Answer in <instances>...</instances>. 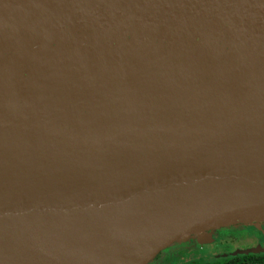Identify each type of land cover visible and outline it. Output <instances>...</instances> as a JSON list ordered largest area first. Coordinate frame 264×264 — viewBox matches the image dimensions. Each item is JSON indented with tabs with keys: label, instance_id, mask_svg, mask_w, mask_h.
<instances>
[{
	"label": "water",
	"instance_id": "obj_1",
	"mask_svg": "<svg viewBox=\"0 0 264 264\" xmlns=\"http://www.w3.org/2000/svg\"><path fill=\"white\" fill-rule=\"evenodd\" d=\"M263 224L264 0H0V264Z\"/></svg>",
	"mask_w": 264,
	"mask_h": 264
},
{
	"label": "rangeland",
	"instance_id": "obj_2",
	"mask_svg": "<svg viewBox=\"0 0 264 264\" xmlns=\"http://www.w3.org/2000/svg\"><path fill=\"white\" fill-rule=\"evenodd\" d=\"M234 229L238 230L236 235H233ZM249 229L250 228L248 227H228L224 229L225 234L227 233L232 235V239H227L226 243L216 242L206 245H198L193 239L174 243L173 245L160 251V253L148 262V264H182L190 260L209 261L211 259H218L216 257L219 254L231 252L236 248L249 247L255 244L256 240L253 239L256 237V235H254V232H256L254 230L255 228L251 227V232ZM249 232L250 236H248ZM233 236L239 239L233 240Z\"/></svg>",
	"mask_w": 264,
	"mask_h": 264
},
{
	"label": "trees",
	"instance_id": "obj_3",
	"mask_svg": "<svg viewBox=\"0 0 264 264\" xmlns=\"http://www.w3.org/2000/svg\"><path fill=\"white\" fill-rule=\"evenodd\" d=\"M182 264H264V254L238 255L209 261L190 260Z\"/></svg>",
	"mask_w": 264,
	"mask_h": 264
},
{
	"label": "flooded vegetation",
	"instance_id": "obj_4",
	"mask_svg": "<svg viewBox=\"0 0 264 264\" xmlns=\"http://www.w3.org/2000/svg\"><path fill=\"white\" fill-rule=\"evenodd\" d=\"M228 228V227H227ZM250 229H251V227H249ZM224 229H226V228H220V229H217V230H215L214 232H212V235L214 236V238H215V241L213 242V243H226L227 242V239H232L231 238V236L232 235H230V234H225L224 232H225V230ZM250 229H249V231H250ZM262 229L264 230V224L262 225ZM233 230V229H232ZM256 232H254V235H256V237L255 238H253L254 240H256V242H255V244H253V245H256V244H258V243H263L264 242V234H262L260 231H258V230H256V229H254ZM223 232V233H222ZM251 232V231H250ZM250 232H249V234H248V236H250ZM238 233V230H235L234 229V233H233V235H236ZM253 235V236H254ZM247 236V237H248ZM252 236V235H251ZM236 239H239V238H236V237H234L233 236V240H236ZM228 242H230V241H228ZM253 245H251V246H253Z\"/></svg>",
	"mask_w": 264,
	"mask_h": 264
}]
</instances>
